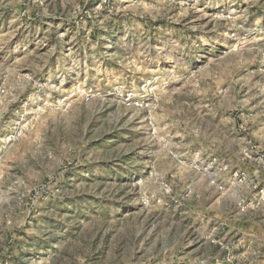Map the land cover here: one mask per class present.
Listing matches in <instances>:
<instances>
[{
  "label": "rangeland",
  "instance_id": "obj_1",
  "mask_svg": "<svg viewBox=\"0 0 264 264\" xmlns=\"http://www.w3.org/2000/svg\"><path fill=\"white\" fill-rule=\"evenodd\" d=\"M264 0H0V264H264Z\"/></svg>",
  "mask_w": 264,
  "mask_h": 264
},
{
  "label": "built area",
  "instance_id": "obj_2",
  "mask_svg": "<svg viewBox=\"0 0 264 264\" xmlns=\"http://www.w3.org/2000/svg\"><path fill=\"white\" fill-rule=\"evenodd\" d=\"M256 195L258 196L259 200L263 199L264 198V189L263 188L258 189ZM258 253H262V255H263L264 254V250L263 251L261 250ZM228 261H229L228 258H226V259H215L214 264H226V262H228Z\"/></svg>",
  "mask_w": 264,
  "mask_h": 264
}]
</instances>
